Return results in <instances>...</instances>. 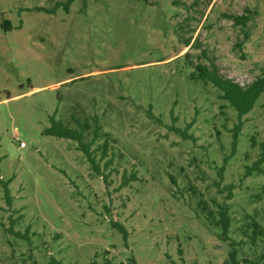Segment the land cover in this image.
Instances as JSON below:
<instances>
[{
  "label": "rangeland",
  "instance_id": "1",
  "mask_svg": "<svg viewBox=\"0 0 264 264\" xmlns=\"http://www.w3.org/2000/svg\"><path fill=\"white\" fill-rule=\"evenodd\" d=\"M202 51L223 77L255 81L264 0H0V264H221L229 242L199 201L226 202L238 259L264 262V163L245 174L264 143V94L239 121L191 78ZM71 112L110 135L107 187L74 141L43 134Z\"/></svg>",
  "mask_w": 264,
  "mask_h": 264
},
{
  "label": "trees",
  "instance_id": "2",
  "mask_svg": "<svg viewBox=\"0 0 264 264\" xmlns=\"http://www.w3.org/2000/svg\"><path fill=\"white\" fill-rule=\"evenodd\" d=\"M233 23L236 26L246 27L247 16H232ZM246 38V34L244 35ZM184 45L189 47L190 38L184 40ZM242 42L239 43L241 45ZM198 47L199 44H194ZM199 48V47H198ZM184 58H188V54H185ZM200 59L205 60L207 63H196L192 66L191 78L193 80H198L203 82L204 84H211L212 87L216 89L218 92V97L220 100L225 101L229 107H231L236 113L239 121L240 119L249 113L252 108L255 106L256 102L260 98L262 94H264V68L261 70L260 76L255 80L249 83L246 86H242L235 81L225 78L219 74L217 65L213 58H209L206 52L202 51L199 55ZM76 110V108H73ZM98 119L93 118L92 120L85 117L78 118L75 113L71 112L70 118L67 121L62 119H57L55 113L48 118L49 127H46L43 130V134L47 136H52L56 138H66V140L74 141L77 144V149L84 155L85 161L89 164L92 172L102 177V181L104 186L107 187V178L110 176V172L114 171L117 173L116 168H111L112 159L109 157V152L112 149L110 146V135L107 133H103L101 126L98 124ZM241 122L236 124L233 129V142H231V150L234 152L235 143L237 142V133L240 130ZM177 132L178 129L176 130ZM186 138H193L192 136L182 133ZM102 139L100 144H97L96 147L93 148L96 141ZM228 158H225L222 166L218 169V177L219 180L223 178L224 166ZM104 161V162H103ZM103 162V164H101ZM264 163V143L261 144V154L257 161H255L252 165L246 167V176L254 173L261 172L260 166ZM109 170V174H106L105 171ZM136 175L132 174L130 177L122 178V182L120 187H126L129 182L135 180ZM218 186V184H215ZM232 186H228L229 190L228 196L225 199L232 198L231 192ZM6 192H8L6 190ZM199 207L202 212L205 213L204 219L212 227L218 231V238L223 242H229L230 250L226 255L225 260L221 264H264L262 261V256H260L256 261H248V259H238L239 254V245L238 243L231 241L230 239V227H231V219L229 214V207L226 202H222L216 204V210L213 211L212 208L209 207L208 203L205 201H199ZM111 226L114 229H117L119 233L122 235L124 241L127 238V230L119 224V222L111 221ZM0 225H4L0 223ZM249 227L252 229V236L249 237L251 243H254V238L260 234H262V230L259 224L251 219ZM8 231V230H7ZM11 232V231H9ZM12 233V232H11ZM182 250H179V254ZM51 264H59L56 261H53ZM96 264V263H93ZM106 264H114L110 261H107ZM165 264V263H160Z\"/></svg>",
  "mask_w": 264,
  "mask_h": 264
},
{
  "label": "built area",
  "instance_id": "3",
  "mask_svg": "<svg viewBox=\"0 0 264 264\" xmlns=\"http://www.w3.org/2000/svg\"><path fill=\"white\" fill-rule=\"evenodd\" d=\"M21 145V144H20Z\"/></svg>",
  "mask_w": 264,
  "mask_h": 264
}]
</instances>
